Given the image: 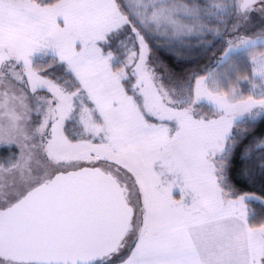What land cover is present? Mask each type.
<instances>
[{
    "label": "snow or ice",
    "instance_id": "1",
    "mask_svg": "<svg viewBox=\"0 0 264 264\" xmlns=\"http://www.w3.org/2000/svg\"><path fill=\"white\" fill-rule=\"evenodd\" d=\"M260 49L264 0H0V264H264Z\"/></svg>",
    "mask_w": 264,
    "mask_h": 264
},
{
    "label": "trees",
    "instance_id": "2",
    "mask_svg": "<svg viewBox=\"0 0 264 264\" xmlns=\"http://www.w3.org/2000/svg\"><path fill=\"white\" fill-rule=\"evenodd\" d=\"M222 1V0H220ZM219 0H216V2H220ZM190 40V39H189ZM194 41V40H191ZM153 44V63H162L167 67V71H165L164 68H157V75L162 76V80L167 79L170 81V76L172 75H186L187 72L191 69L202 67L205 64L209 62L210 52L205 53L203 49H201L199 52H197L195 55L191 56H184L182 57L181 54L184 53L183 51H180L178 53H174L171 49L175 46H182V44L176 42V43H169L168 41L162 42V40H154L152 42ZM188 55V54H187ZM248 68H241L238 73L233 77V80L241 79L244 76H247L249 74ZM229 86H237L240 88H243L245 92H247V85L240 84V85H233L229 84ZM264 127V122H258L256 126V131L259 133L260 129ZM6 154L0 151V155ZM264 153H261V151L256 150L252 153V162L254 164H258L260 161L261 155ZM232 182L235 183L239 189L240 192H259V190L264 187L260 183L259 180H257L255 183H251L245 179H243L240 175L237 169H234L232 172ZM256 208L257 216L256 219H259L261 208L260 206L254 205Z\"/></svg>",
    "mask_w": 264,
    "mask_h": 264
},
{
    "label": "rangeland",
    "instance_id": "3",
    "mask_svg": "<svg viewBox=\"0 0 264 264\" xmlns=\"http://www.w3.org/2000/svg\"><path fill=\"white\" fill-rule=\"evenodd\" d=\"M220 1V0H219ZM220 2H222V1H220ZM191 40H194V41H191ZM162 42H166L165 40H162ZM197 40L195 39V38H192V39H190V40H186L183 44H182V46H173L172 47V51L174 52V53H178L179 52V50L180 51H183L184 50V53H182L181 54V56L182 57H184V56H191V55H195L197 52H199L200 50H201V48L200 47H198L197 46ZM260 50H264V49H260ZM188 54V55H187ZM57 74H59V72H57ZM163 79V78H162ZM161 83L164 85V86H170V81H168L167 79H165V80H161ZM231 87V86H230ZM3 89L2 88H0V91H2ZM245 94H247V92H245ZM206 110V109H205ZM177 198H179L178 196H177Z\"/></svg>",
    "mask_w": 264,
    "mask_h": 264
}]
</instances>
